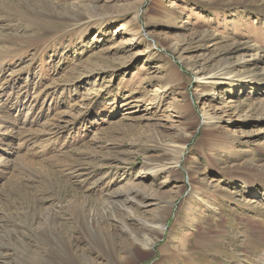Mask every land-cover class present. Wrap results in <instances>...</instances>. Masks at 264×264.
Returning <instances> with one entry per match:
<instances>
[{"label": "rangeland", "instance_id": "374dc122", "mask_svg": "<svg viewBox=\"0 0 264 264\" xmlns=\"http://www.w3.org/2000/svg\"><path fill=\"white\" fill-rule=\"evenodd\" d=\"M0 264H264V0H0Z\"/></svg>", "mask_w": 264, "mask_h": 264}, {"label": "bare ground", "instance_id": "6f19581e", "mask_svg": "<svg viewBox=\"0 0 264 264\" xmlns=\"http://www.w3.org/2000/svg\"><path fill=\"white\" fill-rule=\"evenodd\" d=\"M197 77H198L197 80L200 82L199 84L203 85L208 92L212 91L213 89L221 88V87H224L226 85L229 86V85L235 83L232 75H230L227 72L208 74V73H205V71H203L202 69H197ZM236 84L238 85V87L243 86L242 82L241 83H236ZM218 122H220V118L219 117H215V113H214V116H210L208 118V120H207V123L208 124H213V126H216ZM177 153H178V156L175 158L174 162L165 163V164H158L155 167H151V169H150L151 171L150 172L151 173H158V172H162V171H165V170L173 171V172L177 171L176 169L179 166L181 158L183 156V149L177 151L176 154ZM135 192L136 191L132 190L129 193L130 194H136ZM195 196H197V194ZM129 200H131V198H129ZM128 214L129 215L127 216L128 217L127 219L132 218V216H133L132 212H130ZM143 224H144L143 225L144 231L143 230L142 231L143 232L146 231L147 233H145V235H147V236H148V233L149 234L150 233L163 234L165 232V230H166L165 223L162 224V225L161 224L160 225H158V224H156V225L154 224L153 225L150 222L144 221ZM148 239L141 240V239L135 238V241H136V243L142 244L144 247H146V248L151 250L154 247V245L156 243V240L151 241L150 239L149 240Z\"/></svg>", "mask_w": 264, "mask_h": 264}]
</instances>
